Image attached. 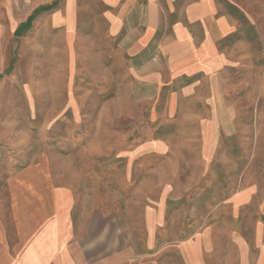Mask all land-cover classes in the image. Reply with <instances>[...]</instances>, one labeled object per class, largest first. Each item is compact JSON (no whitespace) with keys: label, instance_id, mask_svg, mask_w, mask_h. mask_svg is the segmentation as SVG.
<instances>
[{"label":"rangeland","instance_id":"374dc122","mask_svg":"<svg viewBox=\"0 0 264 264\" xmlns=\"http://www.w3.org/2000/svg\"><path fill=\"white\" fill-rule=\"evenodd\" d=\"M59 1L0 0V250L32 264L59 225L78 264H264V0L169 5L137 55L99 0L63 34ZM182 14L218 40L190 85L158 50Z\"/></svg>","mask_w":264,"mask_h":264},{"label":"crops","instance_id":"0c3cea01","mask_svg":"<svg viewBox=\"0 0 264 264\" xmlns=\"http://www.w3.org/2000/svg\"><path fill=\"white\" fill-rule=\"evenodd\" d=\"M52 1L54 2L55 0ZM84 1L86 0H60L58 2V7L60 5H63V7L60 6V8H64V10L59 11L58 14V17H60V19H62L64 22L63 26L65 27V32H63V34L73 36L78 31V28L80 29V31H82L78 25V18L82 13H84V15L82 14L83 16L81 17L91 15V12H89V10L81 11V8L78 7V3ZM99 1H101V3L104 5L103 9H105L103 10L102 16L107 21L110 20V27L106 28L105 32L107 35L106 39L116 38V41H118V46H122L123 49L126 47V43H131V45L133 46L131 49L134 50V53L136 55L138 54L137 52H135L136 49H141V46L146 47L151 43H154L155 45L156 27L158 26V24L161 26L162 19H164V21H167L168 17L171 15V13H173L170 10L167 11V7L171 9L172 7L170 8V6L172 4H182L184 6V0ZM209 1L210 0H206L205 2H203V0H198V2L200 3V5L198 6V11L200 12L199 14L203 21L202 23L204 27H206V25L209 26L210 23L216 21V19L213 18L217 17L215 13V7L211 17H208L209 14L205 11V8H210ZM212 1L214 3L215 0ZM182 13H184V10ZM208 18H212L213 20L209 21ZM221 18L223 19L225 17H220V19L218 20V31L222 36H225L226 34H230V30H227L230 28L224 25V21H222ZM173 26L176 38H178L179 36L182 37L178 39L175 38L174 40L169 38L165 39L166 44L168 42H170L171 44L175 43L184 53L180 58H174L179 57L176 56V51L170 50V55H167V50H163L164 47H159L158 49L160 53H165L164 55L169 56V59H166L165 63L163 64L166 67L173 68L172 73L169 76L170 78L168 79L169 82H172L174 79L176 80V78L178 77H182L181 81H188L187 84L190 85L196 78H198L195 77L196 75L194 74V71L196 69H200L202 66L210 69L216 65L217 68L210 69V73H217L215 70L219 69V65L215 64L213 61L218 60L219 51L218 49H216L215 45L218 40L215 38H210L208 42H206L205 40V43L194 41L193 37L190 35L191 32L187 28H185L183 14L180 21L174 22ZM144 27L147 28L145 32L143 29ZM204 34L210 33L208 32V30H206ZM162 51H164V53ZM184 68H189L190 70L184 73ZM211 76L213 78L216 77L214 75ZM55 227L57 228V230H53V234H51V236L43 235L42 232L43 237L40 236V238L37 239L38 244L34 247H31L29 255L32 259V264H78L77 254L79 251L77 252L76 250H65L64 252H62V250L60 249L59 225H56ZM0 264H14L5 248L0 250Z\"/></svg>","mask_w":264,"mask_h":264}]
</instances>
